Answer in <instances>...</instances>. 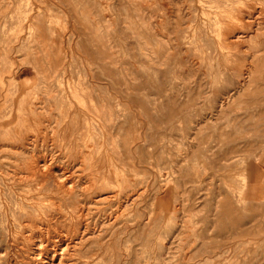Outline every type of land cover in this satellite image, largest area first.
<instances>
[{
  "label": "rangeland",
  "instance_id": "374dc122",
  "mask_svg": "<svg viewBox=\"0 0 264 264\" xmlns=\"http://www.w3.org/2000/svg\"><path fill=\"white\" fill-rule=\"evenodd\" d=\"M263 12L264 0H0L3 114L21 82L46 125L61 106L50 92L84 89L111 133L91 128L93 140L127 167L133 197L96 204L98 259L85 261L88 243L65 264H264V193H245L246 167L264 159ZM15 157L0 147V164ZM19 253L0 246V264L31 260Z\"/></svg>",
  "mask_w": 264,
  "mask_h": 264
},
{
  "label": "bare ground",
  "instance_id": "6f19581e",
  "mask_svg": "<svg viewBox=\"0 0 264 264\" xmlns=\"http://www.w3.org/2000/svg\"><path fill=\"white\" fill-rule=\"evenodd\" d=\"M243 13L241 12V14ZM245 14L248 13L245 12ZM205 19L203 21H205ZM192 28H194V26ZM234 41L236 40L234 39ZM53 71L57 72V67L56 70L54 69ZM2 76L3 71L1 70L0 97L3 95ZM202 79H204V77ZM47 86L51 87L52 84ZM14 87L15 90L20 88V91L17 93L16 97L10 99L12 103L10 112L3 114V110H1L0 106V147L3 146L15 149L16 154V159L14 158L16 160L15 162L8 163L9 161L7 160V163L0 164V246L4 248L17 249L18 252L20 251V253L18 254V259H31L30 261L28 260L27 264H62L63 261L70 262L72 259L83 260L82 257L84 256H78L77 250H79V248L82 246L84 248V245L89 243V248L88 250H86V252H89V254L85 256L86 258L84 257L85 261L87 259H98L99 255L97 251L95 252V249L97 247L95 248L93 245L97 242L93 238V235L97 232L96 228L99 226L98 221L100 219V209L96 204L100 203L101 200L107 197L106 195H104L103 198H100L101 192H104L108 194V197H111L116 195H114L111 190L119 188L120 190L118 189L119 191L116 192L118 195H128V199H130L131 195V193L126 192V189L129 188L128 186L131 185L129 184V176L126 163L124 162V164L121 158V163L117 166V163L114 159V154L109 153L112 152V150H108L107 148H105V145H99V143L105 144L106 138L111 134L110 130L105 128L100 120L104 119V116L102 113V116H98V114L96 115V113L100 111V108L96 106L95 108H88L89 106H84V104H86L88 101V99L87 101H84V98L87 97V91H85L84 89H72L68 91L66 87L62 88L60 86V88H58L59 93L50 92V97L48 99V103L52 107V102L58 103L60 101L61 106L57 109L58 116H53L52 111L44 107L46 111L45 114L48 115L49 118L55 119V121L50 120V122L48 120L49 124L46 125V123L43 124L45 120L42 117V111L38 110V100H36L38 98H34L33 100H31L29 97L32 89H29L27 95H24L25 91H23V89L25 88V83L21 82L18 85L15 84ZM6 92H9V90H7ZM59 94H63V96L58 97ZM216 94H218V92ZM177 97L179 98V96ZM103 100H105L104 102H107V99H105L104 96L101 97V101ZM103 104L104 106H107L106 103ZM156 109L161 110V107H157L155 108V110ZM251 115L249 117H251ZM85 120L87 121L85 122ZM121 123L120 125L124 124V122L122 124ZM91 128L92 130H95V128L98 129L97 134L99 136L103 135V137L106 138L102 139V141H100L99 139L98 141L93 140L92 133L90 132ZM85 136L91 137V139L85 138ZM115 174L116 176L117 174L119 175L118 179H115ZM246 190L249 196H251L250 198L254 197L252 191H254L255 188H249V186H247V182L245 193ZM132 195L131 198L133 197ZM142 197L141 194H138L136 197L134 196L133 199L139 200ZM115 198L118 197L115 196ZM140 201L138 202L140 203ZM115 212V209H113V211L111 209L107 221L113 220L112 216L115 215ZM139 220L141 221V219ZM114 224L115 223H113V225L109 226V228L107 229H105V226L102 225V227L104 226L103 228L106 231L102 236H105L107 232L111 231L112 227L115 226ZM118 233H120V231ZM100 238L101 237H99V239ZM111 242L113 243V240ZM97 245L103 246V243ZM105 246L106 248H109V244ZM20 249L27 250L31 255L28 254L24 257L23 253H25V250H23L22 252ZM114 251H117V249L114 248ZM82 252H85V250H83ZM122 253L124 254V252ZM116 254L118 253L116 252ZM8 260L11 259H7V261ZM64 262L63 264H65Z\"/></svg>",
  "mask_w": 264,
  "mask_h": 264
},
{
  "label": "crops",
  "instance_id": "0c3cea01",
  "mask_svg": "<svg viewBox=\"0 0 264 264\" xmlns=\"http://www.w3.org/2000/svg\"><path fill=\"white\" fill-rule=\"evenodd\" d=\"M250 185L255 188L256 196L255 198H248V200L254 201L257 198L259 199L262 193H264V159H259L249 164L247 169V186Z\"/></svg>",
  "mask_w": 264,
  "mask_h": 264
}]
</instances>
